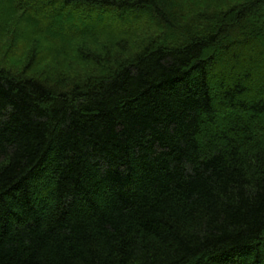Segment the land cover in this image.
<instances>
[{"label": "trees", "instance_id": "1", "mask_svg": "<svg viewBox=\"0 0 264 264\" xmlns=\"http://www.w3.org/2000/svg\"><path fill=\"white\" fill-rule=\"evenodd\" d=\"M195 1L0 0L46 43L0 64V264H264V0ZM130 17L135 49L80 44Z\"/></svg>", "mask_w": 264, "mask_h": 264}, {"label": "rangeland", "instance_id": "2", "mask_svg": "<svg viewBox=\"0 0 264 264\" xmlns=\"http://www.w3.org/2000/svg\"><path fill=\"white\" fill-rule=\"evenodd\" d=\"M193 2L196 1L177 0L180 10L185 12H188L189 7L191 6L190 4H193ZM89 15H82L81 21L86 25H95L96 21L94 20V17L96 13L93 12L91 16ZM133 18L134 17L127 18V21L121 19H117L113 22L112 20L107 21L109 22V26L105 31L101 33L96 32L97 34L80 38V44H85L87 47L97 49L99 52L104 49L116 52L121 50V45H126V48L133 50L137 46L135 44L139 42L140 30L145 26L141 23L136 24L134 21L131 22ZM4 20L6 19L0 17V64L7 69L20 71L26 67L29 49L33 46L34 51L37 52L43 48V45H46V43H34L27 40V38L24 40L18 37L16 34H18L19 29H17V22H15L14 18H9V20L6 21ZM60 20L61 24L64 25L67 19L62 14ZM71 20L73 24L76 23L74 18ZM146 20L147 19H144L143 21L146 22ZM122 21L125 23H121ZM147 23L149 22H146V24ZM72 56L73 55L69 53L68 56H62L60 53L56 55H45L43 53V55H39L38 59L35 60L36 63L34 66L29 67L28 70L31 74H36L42 77L50 76L53 78L58 75L71 76L79 72L82 73L89 71L93 68V65H90L87 62L75 61L72 59Z\"/></svg>", "mask_w": 264, "mask_h": 264}]
</instances>
